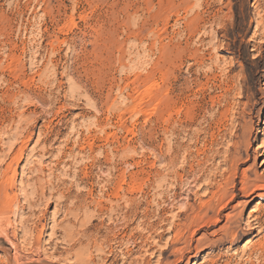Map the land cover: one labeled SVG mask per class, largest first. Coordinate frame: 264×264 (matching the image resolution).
I'll use <instances>...</instances> for the list:
<instances>
[{
	"label": "rangeland",
	"instance_id": "rangeland-1",
	"mask_svg": "<svg viewBox=\"0 0 264 264\" xmlns=\"http://www.w3.org/2000/svg\"><path fill=\"white\" fill-rule=\"evenodd\" d=\"M263 145L264 0H0V264H264Z\"/></svg>",
	"mask_w": 264,
	"mask_h": 264
},
{
	"label": "bare ground",
	"instance_id": "bare-ground-1",
	"mask_svg": "<svg viewBox=\"0 0 264 264\" xmlns=\"http://www.w3.org/2000/svg\"><path fill=\"white\" fill-rule=\"evenodd\" d=\"M262 149L264 150V145H263V147H262ZM263 153H264V151H263ZM260 157H264V154H262ZM245 178H246V175H243L242 176V179H243V181H242V187H241V190L243 191V192H245V190H246V187H245V182H244V180H245ZM260 189V188H259ZM261 189H264V186L263 187H261ZM256 190H258V189H256ZM256 190H254L252 193H254L255 194V192H256ZM212 195V194H211ZM256 195V194H255ZM203 206V205H202ZM254 213V212H253ZM253 222H255L254 224H252L251 225V229L250 230H255L256 228H258L257 227V225H258V220H257V218H255L254 220H252ZM227 223L229 224L230 222H229V220L227 219ZM260 232V231H259ZM258 232V233H259ZM230 235H229V238L232 240V241H234L235 240V238L237 237V235H238V232H236V231H232L231 232V230H230ZM261 233V232H260ZM238 238V237H237ZM231 240H230V242H231Z\"/></svg>",
	"mask_w": 264,
	"mask_h": 264
}]
</instances>
